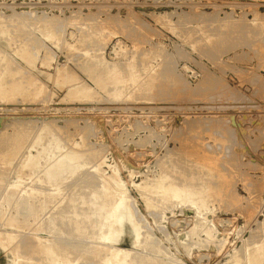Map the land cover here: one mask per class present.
<instances>
[{
    "label": "rangeland",
    "instance_id": "rangeland-1",
    "mask_svg": "<svg viewBox=\"0 0 264 264\" xmlns=\"http://www.w3.org/2000/svg\"><path fill=\"white\" fill-rule=\"evenodd\" d=\"M0 19V64L3 65L0 66L3 68L8 63L10 67L21 68L22 73L18 76L29 78L33 83L27 84L29 88L23 85V88L17 87L13 90L5 86L2 88L5 92L0 89V154L6 157L0 160V204L4 202L1 196L4 195L6 187L9 190L10 182L18 179L25 183L36 177L35 174L30 180L25 176L32 169L22 167L23 159L29 152L36 151L33 154H37L42 142L47 143V136L50 134L48 132L51 130L61 145L67 146L63 149L73 147L85 151L88 156L85 157L89 161L86 170L96 174V182L103 180L99 179L103 172L106 174L102 177L111 179L109 182L112 181V184L119 177L117 181L122 184L117 185L115 182L116 186H111L112 196H116L113 199L119 197L121 192L128 196L129 202L136 209L137 219L141 222L144 220L147 225L143 224L145 230L154 232V243H160L166 251L175 252L179 246L177 242L189 240L187 253L185 251L181 256L176 255L185 264H232L233 256L235 260H240V264H245V252L241 251L245 245L249 242L253 248L264 242V0H0ZM53 21L55 22L52 23ZM48 24L54 32L57 27V34L60 36L56 34L55 39L43 37L41 31L46 32L48 28L51 30ZM28 35L30 40L33 39L32 42L40 44L41 49L37 47V43H33L34 47L29 44L31 41L29 42ZM23 49H30L29 56ZM85 50L90 52L86 54ZM21 51L26 56L21 55ZM91 57H94V61ZM89 58L91 59L87 60ZM97 59L103 62L95 63ZM132 59L136 66L139 65L137 68L142 75L154 72L152 75L156 79L152 91L138 89L139 92H135L137 88L131 85L126 91L131 93L135 90L132 92L133 96L118 99L107 95L102 87L98 89L85 67L90 63L91 67L96 64L92 68L104 70L108 61L109 65L121 61L123 66L121 63L120 66L127 67ZM102 64L104 65L101 68ZM155 67H158V72L151 70ZM1 71L0 68V73ZM65 71L69 74L73 72L72 75L76 76L79 83L84 82L95 88V94L90 97L92 99L85 96L83 98L80 93L75 92L78 84L74 87L68 80H64ZM3 78L0 77V83L5 81ZM10 79L11 76L8 80ZM40 86L42 87L39 88ZM25 89L27 90L24 91ZM42 127L44 131H48H43L46 135L40 145H37L34 138ZM16 129L17 132H27L23 141L19 140V145L13 137ZM77 141H85V144L77 145ZM20 144L23 145L21 151ZM4 149H7V153ZM169 153L172 154L171 159ZM13 155L15 158L12 162ZM99 162L102 169L97 168ZM199 163H206V166L200 167ZM93 164L97 165L95 168L103 171L96 172ZM172 167L177 169L174 170L175 173ZM181 170H184L187 178L185 174L181 175ZM114 171L117 173L114 174ZM162 171H171L169 174H175L173 177L179 181H188L190 177L193 179L190 174H195L197 180L193 179L192 182L190 179V183L204 181L213 185V189L216 188L208 198L209 210H205L206 221L217 230L211 237L208 238L205 231L199 236H193V240L185 235L196 219L193 204L165 202V207L162 199L139 194L136 183H141L140 180H144L147 174L150 178ZM65 181L68 183V180H64L62 186H66ZM82 183H79L80 186ZM25 186L28 184H22V187ZM48 187L46 186V190ZM77 187L78 191L63 187L66 196L62 203L71 207L74 203L80 204L77 207L81 210L87 206L80 201V194H89L91 188L85 187V184L82 188ZM52 188L54 187L50 189ZM51 190L48 189L47 192H54ZM72 199L79 201L71 203ZM52 200L55 199L52 198L50 203L46 202L48 207L45 205L42 210V202L38 199L37 202H40L36 205V213L41 208L42 212L40 210L38 215H42V219L36 213L32 218L35 216L34 220L39 218L41 222L38 219L36 223L30 217L28 223L32 226L26 224L29 226L27 228L24 224L22 227H25L18 230L6 225L9 216L4 215H12L13 202L10 207L5 208L9 209V212L6 210L8 213L5 210L0 213V248H3L0 250V260L4 259L6 253L11 255V251H15L13 245H10L13 249L7 247L2 239L6 235L2 232L3 229L6 233L13 232L14 229L19 233L24 231L22 233L25 236L27 233L26 237L31 236L34 242L41 241L42 238L43 243L44 239L49 238V232L42 229L41 225L46 216L52 214L58 206L54 209L49 207L52 206ZM155 201L159 205L157 208ZM149 203L155 205L150 206ZM43 211L48 212L46 214ZM140 216L142 220L138 218ZM167 217L169 220H166ZM96 227L89 226L87 235L84 234L86 238L97 230L95 236L92 235L94 238L88 236L86 239L95 244L100 236ZM29 231H33V234L28 235ZM97 233L99 235L96 237ZM166 233L170 236L169 241ZM34 234H39L40 237L37 238ZM113 246L133 248L128 240ZM237 247L243 254L242 256L239 252L242 257L239 259L236 254ZM41 256L35 254V264H47L45 257ZM74 256L76 257L74 253H69V262L75 261ZM11 258L15 259V255L12 254ZM77 262L76 264H84L85 261ZM24 263L28 264V261L25 259L22 264Z\"/></svg>",
    "mask_w": 264,
    "mask_h": 264
},
{
    "label": "bare ground",
    "instance_id": "bare-ground-1",
    "mask_svg": "<svg viewBox=\"0 0 264 264\" xmlns=\"http://www.w3.org/2000/svg\"><path fill=\"white\" fill-rule=\"evenodd\" d=\"M11 4V3H10ZM8 7V6H7ZM25 15V14H24ZM23 15V16H24ZM22 16V17H23ZM37 16V15H36ZM50 17V16H49ZM35 18V17H34ZM1 20V19H0ZM21 20V19H20ZM23 21L25 19H22ZM52 19H50L51 21ZM41 21V20H40ZM44 21V19H43ZM46 21V20H45ZM49 22V21H48ZM55 21H53L52 23H54ZM21 24V23H20ZM24 24V23H23ZM46 24V23H45ZM50 24V23H49ZM48 24V26L50 27V25ZM222 24V23H221ZM44 25V23H43ZM54 26V24H51ZM31 26V25H30ZM48 26L45 28L47 29ZM52 26V27H53ZM32 27V26H31ZM36 27V25H35ZM56 27V25L54 26ZM53 27V28H54ZM4 28V26H3ZM16 28V27H15ZM14 28V29H15ZM19 28V27H17ZM16 28V29H17ZM51 28V27H50ZM57 28V27H56ZM55 28V32H54V29L49 31V28H48V31L46 30V32L44 31H41L42 33V36L45 37V38H50V39H55L57 38V29ZM31 29V28H30ZM40 29V28H39ZM43 29V28H42ZM23 30V29H22ZM1 31V30H0ZM15 31V30H14ZM52 31V32H51ZM2 32V31H1ZM4 32V31H3ZM17 32V31H15ZM21 32V31H20ZM31 32V31H30ZM35 32V31H34ZM44 32V33H43ZM19 33V32H18ZM17 33V34H18ZM26 33V32H25ZM32 33V32H31ZM59 33V31H58ZM8 34V33H7ZM16 34V35H17ZM21 34V33H20ZM57 34V35H56ZM3 35V34H2ZM5 35V34H4ZM3 35V36H4ZM31 35V34H30ZM7 36V35H6ZM24 36V35H23ZM36 36V35H35ZM60 36V35H58ZM32 37V36H30ZM38 37V36H37ZM37 37H35L37 39ZM23 38V37H22ZM26 38V37H25ZM34 38V37H33ZM60 37H58L59 39ZM28 39H29V42L33 41L30 40L29 38V35H28ZM38 40V39H37ZM44 40V39H43ZM53 42V40H51ZM55 41V40H54ZM28 42V43H29ZM29 43V44H32V46L37 43L36 41L32 42V43ZM34 43V44H33ZM40 43V41H39ZM55 43V42H54ZM58 43V41H57ZM13 44V43H12ZM24 44V43H23ZM38 44V43H37ZM35 44V45H37ZM42 44V43H41ZM47 44V43H46ZM72 45V44H70ZM19 46V45H18ZM28 46V44H27ZM59 46V44H58ZM213 46V45H212ZM34 47V46H33ZM37 47H40L41 49V46L40 44L37 45ZM36 47V48H37ZM74 47V46H73ZM14 48V47H13ZM20 48V47H19ZM22 48V47H21ZM45 48V47H44ZM26 49V48H25ZM24 50V52L26 53V55L29 56L28 52H30V49H27V50ZM34 49V48H33ZM85 49V48H84ZM20 50V49H18ZM17 50V51H18ZM22 50V51H23ZM32 50V48H31ZM21 51V53H22ZM49 51V50H48ZM86 54L88 52H90L89 50H85ZM99 52V51H98ZM18 53V52H17ZM20 53V54H21ZM101 53V52H100ZM183 53V52H182ZM19 54V53H18ZM6 55V54H5ZM21 55H25L24 53H22ZM20 55V56H21ZM25 55V56H26ZM37 55V54H36ZM68 55V54H67ZM96 55V54H95ZM95 55H92V56H95ZM3 56V55H2ZM90 56V55H89ZM97 56V55H96ZM95 56V57H96ZM11 57V56H10ZM99 58V56H97ZM96 57V58H97ZM104 57V56H103ZM12 58V57H11ZM92 58V57H91ZM91 58L87 59V60H90ZM94 58V57H93ZM92 58V61H94ZM3 59V57H2ZM24 59V57H23ZM29 59V58H28ZM52 59V57H51ZM78 59V58H77ZM100 60H102V58H99ZM99 59H97L98 61H95V63L99 62ZM2 61V60H1ZM0 61V62H1ZM5 61V60H3ZM29 61V60H28ZM103 61H104V58H103ZM102 61V62H103ZM114 61V60H113ZM117 61V60H116ZM27 62V60H26ZM51 62V61H50ZM91 62V61H90ZM101 61L99 62V64L102 63ZM122 65V62L119 61ZM126 62V61H125ZM135 61L132 59L128 64H127V67L124 66H120V63L118 62H115L113 63L112 65H109L110 62L108 61L105 62L107 64H105L104 66V70H98V69H95V68H92V67H96V64L91 67L89 66H85L86 67V71L89 72L88 74L90 76H92L91 78H93L92 80L95 81V85L96 87L99 89V87L103 88L104 89V92L106 91L108 94L107 95H113L114 97L120 99V98H124V97H132L133 96V93L134 91L132 90V92L130 93L128 90V86H134L133 88L136 89L135 92H139L142 91V90H147V91H152L153 90V87H155L154 85V79L155 76L152 75L153 73H150V74H147V75H142L141 74V71L139 72L138 70V66H136V62L134 63ZM94 63V62H93ZM112 63V62H111ZM166 63V62H165ZM170 63V62H169ZM5 64V63H4ZM76 64V63H75ZM92 64V63H91ZM100 66L101 68L103 67V65ZM2 65V64H0ZM163 65V64H162ZM3 66V65H2ZM13 66V65H11ZM83 67V66H82ZM81 67V68H82ZM84 67V69H85ZM159 67V66H158ZM158 67L156 68H152L151 70H156L158 69ZM0 68L2 69L1 71V76L4 77L3 79L5 81H3L2 83H0V89L1 91L3 92L4 90H2L3 87L7 86L9 89H16L17 87L19 88H23V85L27 86V84H33L31 83L28 79L29 78H23L22 76H18L20 75V73H22V70L21 68L19 67H10L8 66V63L6 64V66H4L3 68L0 66ZM80 68V69H81ZM98 68V66H97ZM144 68V67H143ZM58 69V68H57ZM150 69V68H149ZM164 69V68H163ZM26 70V69H25ZM42 70V69H41ZM64 70V69H63ZM96 70H98L96 72ZM150 70V71H151ZM40 72V71H39ZM42 72V71H41ZM40 72V73H41ZM66 72V71H65ZM64 72V73H65ZM71 72V71H70ZM158 72V71H157ZM25 73V72H24ZM97 73V74H96ZM73 72L71 74H69V72L67 71L65 73V78L64 80H68L74 87L75 85L78 86V89L77 91L75 92H78L80 93V96L82 95L83 98L84 96L85 97H89V99H92L90 97H92L95 92H94V89L92 86L90 85H86L84 82L82 83H79L80 81H76V76L72 75ZM162 74V73H161ZM157 75V74H155ZM0 76V77H1ZM11 76V79L8 80V78ZM164 76V75H163ZM25 77V76H24ZM37 77V76H36ZM175 77V76H174ZM35 80V78H34ZM63 80V81H64ZM74 80V81H73ZM38 81V80H37ZM61 81V80H60ZM72 81V82H71ZM173 81V80H172ZM35 82V81H34ZM36 83V82H35ZM66 83V82H65ZM43 85V83H40ZM39 84V85H40ZM24 86V88H25ZM35 86V85H34ZM33 86V87H34ZM38 86V85H37ZM166 86V85H165ZM6 87V89H7ZM32 87V85H31ZM42 86H40L39 88H41ZM72 87V86H71ZM128 87V88H127ZM29 88V87H28ZM36 88V87H35ZM34 88V89H35ZM4 89V88H3ZM70 89V88H69ZM68 89V90H69ZM126 89H128L126 91ZM139 89V90H138ZM18 90H22V89H18ZM27 89H25L24 91H26ZM46 90V89H45ZM72 90H73V87H72ZM102 90V89H101ZM162 90V89H161ZM9 93H11L9 90H7ZM23 91V92H24ZM38 91V89H37ZM97 91V90H96ZM127 93H126V92ZM5 92V91H4ZM14 92V91H13ZM18 93L21 92V91H17ZM71 92V91H69ZM75 92H72V93H75ZM17 93V94H18ZM25 93V92H24ZM71 93V94H72ZM77 93V94H78ZM5 94V93H4ZM22 94V93H21ZM67 94V93H66ZM76 94V95H77ZM136 94V93H135ZM16 95V94H15ZM70 95V94H69ZM149 95V94H148ZM7 96V95H6ZM74 96V95H72ZM78 95V97H80ZM112 96V97H113ZM77 98V97H76ZM102 98V97H101ZM109 98V97H107ZM111 98V97H110ZM114 98V99H116ZM4 99V98H3ZM6 99V98H5ZM82 99V97H81ZM113 99V98H112ZM113 99V100H114ZM56 119V118H55ZM68 121V120H67ZM45 122V121H44ZM48 123V122H47ZM10 124V123H9ZM140 125V124H139ZM138 125V126H139ZM19 126V125H18ZM50 126V125H49ZM56 126V125H55ZM64 126V125H63ZM141 126V125H140ZM44 127V125H43ZM42 127L41 131L36 135V141L34 142L35 144L37 145H40L39 143L42 142L43 138L45 137L46 134H44L45 131H48L47 129H45V131L43 130L44 128ZM46 127V126H45ZM47 128V127H46ZM8 129V128H7ZM49 129V127H48ZM58 129V128H57ZM27 130V129H26ZM37 130V129H36ZM62 130V129H61ZM65 130V129H64ZM84 130V129H83ZM15 131V130H13ZM12 131V132H13ZM44 131V132H43ZM50 133L49 134V137L47 136V143H43L39 146V149H37L35 147V149L38 150L37 154H33L31 152H29L27 155L25 156V158L23 159L24 162H23V168L24 166L25 167H29L30 170L32 169L31 173L28 175H25V176H28L29 179L36 174V177H32L33 179L30 181V182H25L28 184V186H25V187H22V184H25V183H21L20 180H14L13 182H10V184L8 185L9 190H7V187H6V190L4 192V195H2L1 197V200L3 199L4 202L2 204H0V213L5 210V208H8L10 207V204L13 202L14 203V209H13V212H12V215L11 214H8V215H4V216H9V219H7V226H10L11 228H16V230L23 228L25 226L22 227V225H26V224H29V219L30 217L32 218V215L36 213V205L41 201L42 202V206H40L41 204H39V206L43 209H45V205L46 207H48L47 203L46 202H49L52 198H54L55 200L53 201V203H51L50 205L52 206H49V207H52L54 209L55 206H57L54 210V212L50 215H47L46 216V219L45 221L42 223V229L44 230H47L49 232V238L47 237L46 239H44V242L42 243V238H41V241L35 239L36 242H34L32 239L31 236H27V233L26 236L23 234L24 231H20V233H22V235L19 233V232H15L13 230V232H10L9 233H6L5 231L2 230V232H4L6 235L4 236V238H2L3 240H5L6 244H7V247L10 245H13L14 247V253H13V250L11 251L10 248H12V246L9 248V250L12 252V254L15 255V259L11 258V255L10 253H4L5 257H3L4 259H1L0 260V264H22V262H24V260L26 259V261H28V264H32L37 261H34V258L35 257V254L38 253L40 255H42L43 257H45V259L47 260V264H59V262H63V264H76L78 263L77 261L79 260H83L85 261L84 264H98L99 262L102 261L101 264H185L182 259H180L178 256L176 255H179L181 256V253H184L187 249H188V242L185 240L183 241L182 243L181 242H177V244H179V246L176 248L177 252L175 253L174 251L171 252V251H166L165 249H163L161 246H160V243L159 244H156L154 243V232L152 233L151 230H145V223H144V220L143 222L139 221L136 217V209H134L133 205L129 202L128 200V196L125 195L123 192H121L122 194L117 197L116 199H113L115 197H113V193H112V188L111 186L112 185H115V182L116 184L117 183H121V182H118L117 180L119 179L116 178H112V180L114 179V183L112 184V181L109 182V180L111 179H105L104 177L102 176H105L106 173H100L102 174L101 178L99 177L100 175L99 172L97 173L99 179H103L102 181H99V182H96L97 180V176L96 174H94L92 171V173L90 172V170H86L87 168V165L89 163L88 159L86 157H88L86 154H85V151H81V149H75V148H67V149H63V147H67V146H62L61 143H60V140L58 139L57 136H55V133H53L51 130H49ZM56 131V130H55ZM8 132V131H7ZM27 132H25V130H18L17 132V129H16V135L13 136L14 139L17 140V144L19 145V140L22 139L23 141V138L25 137V134ZM13 134V133H12ZM90 134V133H89ZM11 135V134H10ZM65 135V134H64ZM3 136V135H1ZM84 135H82L83 137ZM88 136V135H87ZM13 137L11 138L12 141H13ZM27 137V135H26ZM29 138V137H28ZM84 138V137H83ZM85 140V139H84ZM121 140V139H120ZM7 141V140H6ZM15 141V140H14ZM28 141V140H26ZM82 141V140H81ZM3 142V141H2ZM33 142V141H32ZM37 142V143H36ZM85 142V141H84ZM83 142V143H84ZM8 143V142H7ZM13 143V142H12ZM23 143V142H22ZM77 141L76 144L77 145H81L80 142ZM82 143V144H83ZM6 144V142H5ZM15 145V143H13ZM32 144V143H31ZM63 144V143H62ZM85 144V143H84ZM4 146V144H2ZM73 145L74 142H73ZM17 146V145H16ZM21 146V144H20ZM23 146V145H22ZM22 146H21V149L20 151L22 150ZM70 146V145H69ZM68 146V147H69ZM72 146V145H71ZM5 147V146H4ZM14 147V146H13ZM76 147V146H74ZM81 147V146H79ZM86 147V146H85ZM17 149V147H14ZM19 148V147H18ZM32 148V147H31ZM12 149V147H11ZM92 149V148H91ZM7 153V149H4ZM10 151V149H8ZM14 150V149H12ZM18 152H19V149H17ZM29 150V149H28ZM8 151V152H9ZM15 151V150H14ZM13 151V152H14ZM90 151V150H89ZM2 152V150H1ZM12 152V151H11ZM5 153V154H6ZM17 153V151H16ZM15 153V154H16ZM87 153V152H86ZM100 153V152H99ZM194 153V152H193ZM10 154V152H9ZM8 154V155H9ZM13 154V153H11ZM168 154V153H166ZM205 154V153H204ZM1 155V154H0ZM7 155V156H8ZM86 155V157H85ZM170 159H171V155L170 154ZM2 157L4 156L3 154L1 155ZM0 156V157H1ZM14 156V155H13ZM181 156V155H180ZM9 157V156H8ZM7 157V158H8ZM93 157V156H92ZM98 157V156H97ZM162 157V156H161ZM178 157V156H177ZM196 157V156H195ZM206 157V156H205ZM6 157L4 156L3 158H1L0 160L2 161V159H5ZM13 158L12 157V162H13ZM168 158V156L166 157ZM22 159V158H21ZM165 159V157H164ZM163 159V160H164ZM169 159V160H170ZM177 159V158H176ZM7 160V159H6ZM196 160V159H195ZM216 160V159H215ZM9 161V159H8ZM11 161V160H10ZM20 161V160H19ZM168 161V160H167ZM95 162V161H94ZM102 162V161H101ZM101 162H99L97 168H101L102 169V166H100ZM170 162V161H169ZM207 162V161H206ZM7 163V162H5ZM103 163V162H102ZM165 163V161H164ZM172 163V162H171ZM170 163V164H171ZM218 163V162H217ZM21 164V163H20ZM115 164V163H114ZM166 164V163H165ZM164 164V165H165ZM169 164V163H168ZM168 164H166L168 166ZM206 164V163H205ZM205 164L203 163H199L198 165L200 167H204L206 166ZM165 165V166H166ZM183 165V164H182ZM94 166V164H93ZM94 166V168L96 167ZM114 166V165H113ZM172 166H174L176 168V165L172 164ZM188 166V165H187ZM92 167V166H91ZM169 168H171L170 166H168ZM167 167V168H168ZM174 167H172V170H177V169H173ZM214 167V166H212ZM5 168V167H4ZM37 168V169H36ZM93 168V169H94ZM95 168L94 170H96V172L100 169H97ZM181 168V167H180ZM39 169V170H38ZM21 170H24V169H21ZM20 171V173H23V171ZM29 170V172H30ZM86 170V171H84ZM93 170V171H94ZM106 170V169H105ZM115 170V169H113ZM171 170V169H169ZM222 170V169H221ZM2 171V170H1ZM18 171V172H19ZM84 171V173L82 172ZM101 171V170H100ZM103 171V170H102ZM101 171V172H102ZM118 171V170H117ZM133 171V170H132ZM179 171V170H178ZM209 171V170H208ZM211 171V170H210ZM28 172V171H27ZM95 172V173H96ZM171 172V171H169ZM169 172H161V174H158L157 176H155L154 174V177L153 175L149 178L148 177V174H147V177L144 176V180H140L142 181L141 183H136L137 184V187H135V189H137V191H139V194H142L143 195H148L147 197L150 198L151 195L153 196H156L158 198V200H161L162 199V202L163 204L166 202V203H172V202H176V203H180V204H185V203H190V204H193L192 206L194 207V211H195V222L193 223V227L191 228V230H187L184 231L186 232L185 235L188 236V238L190 237L191 239L193 238V236H199L203 233V231H205L207 233V237H211L213 234H214V231L215 229H213L212 225L210 223H208V221H206V217H205V210H207L208 208V204H209V201H208V198L209 195L213 192V190H216L213 189V185L209 184V183H205L204 181L203 182H200V183H197V181H195L194 183H190L193 179H196L197 180V177L195 174H190L192 175V178L190 177L191 181H189L190 179H185L184 181H179L177 178L173 177V175L169 174ZM176 171H174L175 173ZM181 175L185 174L184 170H181ZM179 172V173H180ZM189 172V171H188ZM225 172V171H224ZM18 173V174H20ZM117 173L114 171V174ZM131 173V172H130ZM158 173V172H157ZM200 173V172H199ZM113 174V172H112ZM201 174V173H200ZM198 174V175H200ZM21 175V174H20ZM109 175V174H108ZM180 175V174H179ZM186 175V174H185ZM19 176V175H17ZM23 176V175H22ZM78 176V178H77ZM107 176V175H106ZM112 176V175H111ZM115 176V175H114ZM150 176V175H149ZM1 177V176H0ZM21 177V176H20ZM76 177V179H75ZM109 177V176H108ZM106 177V178H108ZM188 176L186 175V178ZM202 177V176H200ZM206 177V176H205ZM224 177V176H223ZM34 178H36L34 180ZM131 178V177H130ZM133 178V176H132ZM181 178V177H180ZM184 179V176L182 177ZM211 178V176H210ZM4 179V178H3ZM22 179V177H21ZM28 179V178H27ZM142 179V178H141ZM222 179V178H221ZM224 179V178H223ZM26 180V179H25ZM64 180H68L66 183V181L64 183H66L65 185L66 186H62L64 185L63 184V181ZM69 180H70V184H69ZM133 180V179H131ZM8 181V180H7ZM24 181V179H23ZM98 181V180H97ZM120 181V180H119ZM134 181V180H133ZM187 181V182H186ZM83 182V183H82ZM85 182V183H84ZM193 182V181H192ZM79 183H82V186L83 184H85V187H88V188H91L90 192H88L89 194H84V192H82L80 194V197L82 200H80L84 205H86L87 207L84 206V209L81 208V210L79 209V205H77V203L75 204H71L73 202H77L79 201L78 199L75 201V199H72L70 200V202L67 201V203H70L72 205L71 206H68L69 204H63V199L64 197L66 196L65 194V188H72V191H75L74 189L78 188L77 186L81 187ZM99 183V184H97ZM131 183H135V182H132ZM39 184V185H38ZM47 184H50V185H47ZM111 184V185H110ZM122 184V183H121ZM135 184V185H136ZM119 185V184H117ZM24 186V185H23ZM46 186H53L54 188H52V190H54V192H47V190H51L49 187L47 188L46 190ZM116 186V185H115ZM114 186V187H115ZM124 186V184H123ZM3 187V186H2ZM22 187V188H21ZM65 187V188H63ZM113 187V189H114ZM119 187V186H118ZM131 187V186H130ZM79 188V189H81ZM122 188V187H121ZM120 188V190H121ZM84 189V188H83ZM119 189V188H118ZM125 189H126V184H125ZM51 190V191H52ZM67 190V189H66ZM71 190V189H70ZM77 190V189H76ZM85 190V189H84ZM120 190H117L120 192ZM124 190V189H123ZM122 190V191H123ZM78 191V190H77ZM80 191V190H79ZM114 191V190H113ZM130 191V190H129ZM86 192V191H85ZM115 192V191H114ZM219 192V191H218ZM73 193V192H72ZM71 193V194H72ZM117 193V192H116ZM125 193H128L127 191H125ZM69 194V193H68ZM79 194V193H77ZM119 194V193H117ZM73 195V194H72ZM116 195V194H114ZM75 196V195H74ZM73 196V197H74ZM130 196V195H129ZM132 196V195H131ZM152 196V197H153ZM212 196V195H211ZM68 197V196H67ZM71 197V198H73ZM146 197V199H147ZM75 198V197H74ZM78 198V197H77ZM38 199H40L39 202ZM69 199V198H68ZM145 199V198H144ZM152 199V198H151ZM155 199V198H154ZM67 200V199H66ZM131 200V199H130ZM51 201V202H52ZM136 201V200H134ZM133 201V202H134ZM147 201V200H146ZM150 201V200H148ZM154 201V200H153ZM37 202V203H36ZM80 202V203H81ZM152 202V201H150ZM158 202V201H157ZM50 203V202H49ZM61 203L64 205L62 206ZM65 203V202H64ZM137 203V202H136ZM135 203V204H136ZM156 203V201H155ZM187 203V204H188ZM150 206H154L153 204L149 203ZM158 203H156L155 205V208H157L156 206H159L157 205ZM160 204L163 205L160 201ZM185 204V205H187ZM188 204V205H190ZM13 205V204H12ZM60 205V206H59ZM83 206V205H82ZM136 206V205H134ZM165 206V204H164ZM38 207V206H37ZM39 207V208H40ZM137 207V206H136ZM161 207V206H160ZM166 207V206H165ZM168 207V206H167ZM40 208V210H41ZM159 208V207H158ZM169 208V207H168ZM46 209H49V208H46ZM51 209V210H53ZM152 209V208H151ZM160 209V208H159ZM7 211L9 209H6ZM4 211V212H7V211ZM39 210V212H40ZM41 210V212H42ZM164 210V208H163ZM209 210V209H208ZM207 210V211H208ZM12 211V210H11ZM10 211V212H11ZM38 211V210H37ZM50 211V209L48 210ZM48 211H43L44 213L48 212ZM151 211V210H150ZM157 211V210H156ZM162 211V210H161ZM211 211V210H210ZM9 212V211H8ZM7 212V213H8ZM38 212V213H39ZM159 212V211H158ZM5 213V214H7ZM38 213H36L38 215ZM165 213V212H164ZM172 213V212H171ZM43 214V213H42ZM47 214V213H46ZM138 214V213H137ZM156 214V213H155ZM159 214V213H158ZM162 214V212H161ZM1 215V214H0ZM45 215V214H44ZM43 215V216H44ZM163 215V214H162ZM160 215V216H162ZM11 216V217H10ZM40 216V215H38ZM139 216V215H138ZM164 216V215H163ZM162 216V217H163ZM37 217V216H36ZM42 217V215L40 216V218ZM45 217V216H44ZM2 219H4L3 217H1ZM139 219L141 218L138 217ZM33 219V218H32ZM34 219L35 216H34ZM33 219V220H34ZM39 219V218H38ZM37 219V220H38ZM42 219V218H41ZM155 219V218H154ZM159 219V217H158ZM37 220L34 222L37 223ZM142 220V218H141ZM166 220H169L168 217L166 218ZM40 221V219H39ZM161 221V220H160ZM3 222H5V219L3 220ZM33 222V223H34ZM41 222V221H40ZM157 222V221H156ZM31 222V224H33ZM1 224H3L5 226L4 223H2L1 221ZM145 226H144V225ZM36 225V224H35ZM34 225V226H35ZM39 225V224H38ZM150 225V224H149ZM192 225V224H191ZM211 225V226H210ZM29 226H32L29 224ZM26 225V228L29 227ZM40 226V227H41ZM89 226L90 227H96V229L98 228V233H100V236L97 237L99 234L97 233L96 237L100 239V242H98L97 240V244L94 243H91L90 241H87L86 239H88L87 237L90 236L88 235L86 238L84 236L87 235V232H88V229H89ZM163 226V225H162ZM166 226V225H164ZM39 227V228H40ZM149 227V226H148ZM215 227V226H214ZM3 228V227H2ZM5 228V227H4ZM34 228V227H33ZM160 228V227H159ZM166 228V227H165ZM216 228V227H215ZM29 229V228H28ZM41 229V228H40ZM147 229V227H146ZM24 230V229H23ZM32 230V229H31ZM94 232V229H90ZM167 230V229H166ZM36 231V230H35ZM37 231H39L37 229ZM43 231V230H42ZM86 231V232H85ZM202 231V232H201ZM217 231V230H216ZM215 231V232H216ZM15 232V233H14ZM85 232V233H84ZM95 232H97V230H95ZM95 232L92 234L95 236ZM30 231L28 232V235L30 234H33V231L32 233H30ZM37 233V232H36ZM205 233V234H206ZM3 234V233H2ZM90 234V233H89ZM167 234V233H166ZM171 234V233H169ZM25 237H24V236ZM91 235V236H92ZM179 235V234H177ZM184 235V234H183ZM210 235V236H208ZM35 236V234H34ZM90 236V237H91ZM35 237H40L39 234L38 236L36 235ZM34 237V238H35ZM169 235L167 234V237L168 238V241H169ZM45 238V237H44ZM91 238H94L93 236ZM176 238V237H175ZM197 238V237H196ZM94 239V240H95ZM190 239V240H191ZM90 240V239H89ZM125 240H128L130 242V245L133 246V248H120V247H115L113 246L114 244L116 243H120V242H124ZM158 240V239H157ZM193 240V239H192ZM191 240V241H192ZM196 241V240H194ZM1 242V241H0ZM4 242V244H5ZM173 242V241H172ZM195 243V242H194ZM162 244V242H161ZM244 244V243H243ZM249 244V242H248ZM245 245L244 249L241 250L243 251L244 255H245V258L243 257V259H245V264L247 262V264H264V242L261 244H258V241H257V244H254V246L256 245V247H253L251 248L252 246L249 244V245ZM251 244H253L251 242ZM192 245V244H191ZM251 246V247H250ZM1 247V246H0ZM141 247V249H140ZM240 247V246H239ZM242 247V246H241ZM242 247V248H243ZM174 248V247H173ZM190 248V247H189ZM236 248V247H235ZM234 248V249H235ZM3 249V248H0V250ZM13 249V248H12ZM233 249V250H234ZM237 250H238V247H237ZM236 250V251H237ZM6 251V249H5ZM9 251V252H10ZM112 251V253L110 252ZM240 250H238V253L237 254V257L238 259L239 258H242L239 254V252L241 253ZM2 252V251H1ZM8 252V251H6ZM105 255L103 256L102 254ZM110 254H109V253ZM234 254H235V251H233ZM69 253H74L76 255V257L74 256V259L75 261L74 262H69L68 260V255ZM187 253V251H186ZM235 254V255H236ZM242 254V253H241ZM34 255V256H33ZM37 256V255H36ZM39 256V255H38ZM41 256V257H42ZM73 256V255H72ZM72 256H69V257H72ZM243 256V254H242ZM40 257V256H39ZM231 257V256H230ZM236 257V258H237ZM36 258V257H35ZM73 258V257H72ZM183 258V256H182ZM234 258V259H233ZM233 262H229V263H232V264H240V260H235V256H233ZM38 259V257H37ZM40 259V258H39ZM71 259V258H70ZM98 259H100L101 261H97ZM230 259V258H229ZM241 259V262L242 260ZM73 261V260H71ZM39 262V261H38ZM46 262V261H45ZM93 262V263H92ZM37 263V262H36ZM25 264V263H24ZM42 264V263H41ZM100 264V263H99Z\"/></svg>",
    "mask_w": 264,
    "mask_h": 264
}]
</instances>
